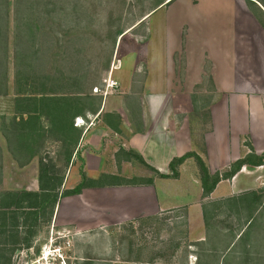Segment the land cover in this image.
Here are the masks:
<instances>
[{"label":"rangeland","instance_id":"rangeland-1","mask_svg":"<svg viewBox=\"0 0 264 264\" xmlns=\"http://www.w3.org/2000/svg\"><path fill=\"white\" fill-rule=\"evenodd\" d=\"M155 1L158 0H0V193L37 190L41 158L56 163L60 171L64 169V189L76 183H66L72 164L63 167L65 146L58 135L45 132L46 120L30 138L18 129V68L38 75L64 74L69 78L68 87L72 89L71 85L78 82L81 94L92 98L101 115L106 111L121 113L128 129L115 135L104 130L100 117L94 122L96 114L87 112L81 124L82 129H90L84 138L87 144L79 148L72 166L79 170L81 166L89 175L104 171L129 177L146 171L150 177L156 176L136 162L121 169L112 157L131 132L146 133L145 114L149 110L154 117L151 136L160 143L178 141L175 134V139L170 140L173 133L164 135L161 131L169 124L167 114L183 107L182 102L168 94L147 92L145 82L152 61L158 65L171 58L183 60L180 45L185 29H180L191 21L186 17L196 9L185 0H171L152 11ZM243 1L251 11L253 6ZM255 3L264 11V0ZM31 5L35 6V17L34 13L27 15ZM29 22L31 27L27 28L25 24ZM122 30L124 33L117 35ZM194 38L193 35L191 39ZM86 149L93 154L101 151L102 160H96L91 153L84 155ZM83 155H89L88 165ZM61 199L52 218L39 226L31 247L14 251L10 264H235L246 257L244 251H248L251 264H264V207L246 231L244 239L248 240L240 241L246 226L241 225L245 212L234 213L223 207L208 219L206 228L203 205L210 201L202 204V222H194L184 206L121 220L117 213L131 208L116 202V213L94 203L95 208L89 210L97 211L96 218L91 220L81 217L84 213L77 212L75 200ZM221 253H228L229 259L221 258Z\"/></svg>","mask_w":264,"mask_h":264},{"label":"crops","instance_id":"crops-1","mask_svg":"<svg viewBox=\"0 0 264 264\" xmlns=\"http://www.w3.org/2000/svg\"><path fill=\"white\" fill-rule=\"evenodd\" d=\"M185 2L195 6L196 10L190 14L191 17H186L191 21H186L180 29H185L184 40L180 31L183 60L176 62L171 58L158 65L152 61L148 65L145 82L147 92L168 94L171 99L182 102L183 107L167 114L169 124L165 131H161L164 135L173 133L170 140L175 139V134L178 141L176 144L160 143L151 136L150 124L154 117L149 110L145 114L146 133L131 132L126 142L119 143L114 152L121 146L134 149L148 165L163 174L169 173L168 164L172 158L195 152L214 173L223 171L232 162L250 153L251 149L257 155L264 154V28L243 0ZM193 35L194 41L191 39ZM107 113L120 116V132L106 126L101 111L94 115V122L100 117L104 130H111L115 135L123 133L127 127L121 113L106 111L104 114ZM176 123H179V128ZM77 127L82 129V126ZM89 130L82 129L78 151L82 144H87L84 138ZM161 132L158 131L159 137ZM91 151L84 150V155H92ZM95 153L96 160L101 161V151ZM115 153L112 156L114 162ZM84 155L82 160L88 165L89 155ZM76 157L77 154L72 157L73 162ZM128 163L132 162H121V169ZM72 165L67 171L66 183L74 180L75 186L81 176L78 167ZM178 170L176 179L154 176L151 177V185L86 188L80 194L64 197L60 201L75 200L77 212L84 213L82 218L91 220L96 218L97 211L89 210L95 208L94 203L109 211L117 203L131 208L111 212H118L121 220L140 219L184 206L190 220L202 222V204L206 202H216L248 191H257L264 196V164L243 166L231 179L221 180L206 198L202 197L194 158H187ZM133 176L150 177L146 171ZM263 207L264 201L255 216Z\"/></svg>","mask_w":264,"mask_h":264},{"label":"trees","instance_id":"trees-1","mask_svg":"<svg viewBox=\"0 0 264 264\" xmlns=\"http://www.w3.org/2000/svg\"><path fill=\"white\" fill-rule=\"evenodd\" d=\"M165 1L167 0L155 1L151 10L157 9ZM256 1L261 2V0ZM247 3L253 6V8L250 6L251 12L264 28V11L255 3V0H247ZM44 6H47V4H44ZM34 8L35 6L31 5L27 10V15L31 17L34 13L35 17ZM22 26H24V21ZM25 26L29 28L31 23L29 22ZM123 33V30L118 31L117 35ZM28 66L31 68L30 70L34 69V64L31 61H29ZM68 80L69 78L64 74L58 76L55 74H31L25 68H18L15 78V113L19 117L17 121L18 129L30 138L32 133L39 132L42 128L40 127L42 120H46L48 128L45 132L58 135L65 146L63 152L64 168L68 167L73 162L72 157L78 154L77 144L82 135V129L75 126V119L77 117L85 118L87 112L98 113V108L92 104V98L90 99L81 94L79 83L73 84L74 89L73 85L70 84L72 90L68 87ZM102 120L106 126L120 132L118 126L121 119L116 113L104 114ZM189 157L194 158L198 167L203 198L208 197L221 180L231 179L243 166L256 167L264 164V154L257 155L251 149L250 153L235 160L223 171L211 173L198 154L188 152L172 158L168 164L169 173L163 174L148 165L142 155L134 149H125L121 146L115 153L118 167L123 161L136 162L154 172L159 178L172 179L178 178L179 166ZM80 176V181L74 187L64 189V169L60 171L56 163L41 158L38 162L37 190H7L0 193V264H10L11 254L14 251L31 247L32 239L39 226L52 218L55 206L60 198L78 195L86 188L151 185L153 183L151 177H126L121 174L105 172L100 173L97 177H90L86 175L81 166ZM263 201L264 196L261 193L248 191L204 204L203 218L205 226L209 228L208 219L210 220L213 215L215 217V211L218 212L223 207L234 213L241 214L245 212L246 218L242 220L241 225L242 227L246 226L238 240H248L244 239L246 231L255 219V214L259 211L258 209L262 206ZM244 252H247L246 257L241 258L239 263L236 262L235 264L251 263L248 251ZM228 253H221L220 256L227 258ZM6 254L8 255L6 256Z\"/></svg>","mask_w":264,"mask_h":264},{"label":"built area","instance_id":"built-area-1","mask_svg":"<svg viewBox=\"0 0 264 264\" xmlns=\"http://www.w3.org/2000/svg\"><path fill=\"white\" fill-rule=\"evenodd\" d=\"M84 122H85V120H84L83 118H81V117H77V118L75 119L74 124H75L76 126H81V124H84ZM82 126H83V125H82Z\"/></svg>","mask_w":264,"mask_h":264},{"label":"water","instance_id":"water-1","mask_svg":"<svg viewBox=\"0 0 264 264\" xmlns=\"http://www.w3.org/2000/svg\"><path fill=\"white\" fill-rule=\"evenodd\" d=\"M168 1H170V0H167L166 2H168Z\"/></svg>","mask_w":264,"mask_h":264},{"label":"bare ground","instance_id":"bare-ground-1","mask_svg":"<svg viewBox=\"0 0 264 264\" xmlns=\"http://www.w3.org/2000/svg\"><path fill=\"white\" fill-rule=\"evenodd\" d=\"M45 255V254H44Z\"/></svg>","mask_w":264,"mask_h":264}]
</instances>
